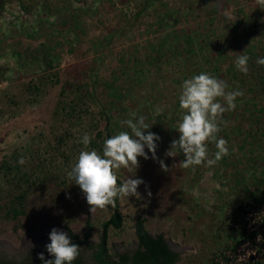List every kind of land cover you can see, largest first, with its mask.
I'll use <instances>...</instances> for the list:
<instances>
[{
  "label": "rangeland",
  "instance_id": "rangeland-1",
  "mask_svg": "<svg viewBox=\"0 0 264 264\" xmlns=\"http://www.w3.org/2000/svg\"><path fill=\"white\" fill-rule=\"evenodd\" d=\"M263 10L264 0H0L4 259L50 258L45 245L58 228L80 240L89 235L77 259L97 264L93 255L115 204L91 212L68 172L83 150V134L92 137L90 149L101 151L135 112L161 139L156 159L138 158L140 198L119 199L123 227L108 230L111 257L139 248L142 218L149 234L163 236L179 255L177 264H264V66L256 63L264 58V24L255 39L242 36L252 23H264L257 16ZM246 17L249 25L236 28ZM190 40L194 53L186 56ZM176 50L181 54L172 58ZM243 52L250 57L247 72L234 63ZM229 69L245 74L249 85L233 80ZM201 72L226 77L228 90L243 96L224 113L219 133L229 154L183 168V154L166 152L179 138L181 83ZM215 151L209 144L210 156ZM15 210L23 213L14 217Z\"/></svg>",
  "mask_w": 264,
  "mask_h": 264
},
{
  "label": "clouds",
  "instance_id": "clouds-1",
  "mask_svg": "<svg viewBox=\"0 0 264 264\" xmlns=\"http://www.w3.org/2000/svg\"><path fill=\"white\" fill-rule=\"evenodd\" d=\"M250 57L240 53L235 59L238 71L247 72ZM257 64L264 65V58H258ZM229 85L222 79L207 72H201L182 81L179 92V108L182 119L178 121L179 138L173 140L166 156L175 158L183 154L179 162L183 168H194L202 164H213L229 154L228 142L219 137L221 125L226 124L224 113L236 108V100L243 96L239 89L229 91ZM157 115L160 110H156ZM127 130H121L103 141L101 151L89 148L92 137L85 133L79 139L83 150L79 152L76 162L68 172L83 193L90 211L114 205L117 199L140 198L138 188L144 184L136 175L138 158L156 159L160 136L148 131L152 126L146 123L143 115L131 113V118L123 120ZM214 143L216 151L209 153V144ZM23 165L25 160L19 159ZM160 166L167 171L164 161ZM129 173L126 179H120L118 170ZM49 243L44 253L39 254L42 264H73L80 254L81 246L73 242L68 232L53 228L49 233ZM29 251L31 241L26 242Z\"/></svg>",
  "mask_w": 264,
  "mask_h": 264
},
{
  "label": "trees",
  "instance_id": "trees-1",
  "mask_svg": "<svg viewBox=\"0 0 264 264\" xmlns=\"http://www.w3.org/2000/svg\"><path fill=\"white\" fill-rule=\"evenodd\" d=\"M217 11H215L216 13ZM172 16V15H170ZM252 16V15H250ZM257 16H260L264 20V10L263 12H260ZM169 17V16H168ZM253 19L256 18V16L252 17ZM170 19V18H169ZM250 17L244 18V21L241 23L236 24V28H240L241 25H244V23L249 25ZM253 24V29L250 30V27L244 29L245 31L242 33L244 35H249V32L251 34V38L255 39L257 36H260V27L264 23L262 22H256ZM170 26V25H169ZM252 26V25H251ZM189 45L186 50H183L182 52L189 56L190 54L194 53V48L192 47V42L187 41ZM191 45V46H190ZM254 49V48H252ZM262 52L261 50H259ZM164 53V52H163ZM175 55L173 54L172 58H175L177 54H181L180 51L176 50L174 51ZM256 54L259 57V53L256 50ZM264 57V56H262ZM172 62H169L171 64ZM173 64V63H172ZM264 66V65H263ZM230 76L233 77V80L240 81L243 84V87L249 85V81H247V77L245 74L236 73L235 69H229ZM239 77V78H238ZM244 77V78H243ZM221 78V77H220ZM226 77H223L222 80H225ZM238 83V82H237ZM261 89L264 88L262 85H260ZM98 138H102V134L97 135ZM258 205H262V201L255 200ZM21 213V211L15 210L14 211V217H18ZM144 219L139 218L137 221V237L139 241V248L138 250L133 254H124L119 255L118 259L114 260L111 255L109 254L108 248L106 246L107 238H108V230L111 227H114L115 229H121L123 227V217L119 209V199L116 200L115 203V209L113 216L103 225V237L102 242L99 245V248L96 253H94L93 257L94 260L97 262V264H177L180 260V257L177 253L173 252L166 242L165 238L163 236H151L149 232L144 227ZM90 227V226H89ZM70 236L73 240V242L79 244L81 247L87 245V241L89 239V235L86 236L83 240H80L75 234L70 232ZM257 237V234H253V238L255 239ZM0 264H13L8 262H0ZM26 264H42V262L37 258H32L30 262H27ZM73 264H83L81 259H76ZM260 264V263H259Z\"/></svg>",
  "mask_w": 264,
  "mask_h": 264
},
{
  "label": "flooded vegetation",
  "instance_id": "flooded-vegetation-1",
  "mask_svg": "<svg viewBox=\"0 0 264 264\" xmlns=\"http://www.w3.org/2000/svg\"><path fill=\"white\" fill-rule=\"evenodd\" d=\"M19 216H21V215H19ZM167 242V241H166ZM5 245V244H4ZM168 246H169V248L173 251V252H175L172 248H171V246H170V244L168 243ZM138 250V249H137ZM136 250V251H137ZM136 251H134V252H132L130 255H133ZM176 253V252H175ZM7 253L6 252H3V251H1L0 250V262H8V263H13V264H19L18 262H16V261H8L7 259H4L5 258V255H6ZM77 259V258H76ZM28 262H30V261H28Z\"/></svg>",
  "mask_w": 264,
  "mask_h": 264
}]
</instances>
